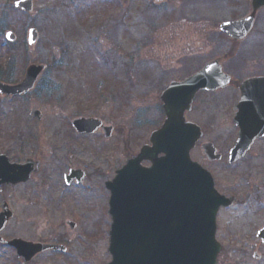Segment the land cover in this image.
Wrapping results in <instances>:
<instances>
[{
    "label": "rangeland",
    "instance_id": "rangeland-1",
    "mask_svg": "<svg viewBox=\"0 0 264 264\" xmlns=\"http://www.w3.org/2000/svg\"><path fill=\"white\" fill-rule=\"evenodd\" d=\"M16 1L0 0L2 66L9 65L12 54L16 57L8 69L16 82L23 80L30 65H44L47 71L26 98L0 95V153L12 162L30 157L43 163L44 169L32 183L31 198L37 201L44 195L41 205H49L51 213L40 224H32L37 219L30 213H21L19 222L11 223L1 236L34 239L30 237L34 232L45 230L52 236L67 234L70 254L42 257L31 264H108L112 218L106 183L114 180L110 175L124 166L128 156L134 158L162 125L165 117L159 97L172 79L196 72L230 50L225 43L208 47L207 32L217 30L219 22L247 13L251 0H164V4L154 0H35L29 15L14 9ZM258 25L262 32L258 41L264 50V10ZM31 28L40 34L32 52L21 45ZM7 31L18 37L13 52L5 42ZM243 48L250 61L254 49ZM148 61L157 74L146 80ZM227 69L233 74L238 71L234 66ZM204 103L202 98L190 119L208 126L210 138L219 144L222 136L231 133L226 123L228 107ZM35 111L43 114L41 123L33 117ZM75 118H98L114 128L113 135L110 139L103 135L73 138L68 124ZM261 148L255 151L257 159L251 157L245 165L231 169L218 163L207 165L217 189L241 200L220 214L218 241L223 251L219 264H264V246L256 240L264 227ZM194 156L203 162L200 151ZM76 167L85 173V182L65 185L64 175ZM247 194L252 195L248 202ZM67 219L78 222V231L65 228ZM255 252L260 259L254 257ZM0 264H23V260H18L14 249L0 246Z\"/></svg>",
    "mask_w": 264,
    "mask_h": 264
},
{
    "label": "water",
    "instance_id": "water-1",
    "mask_svg": "<svg viewBox=\"0 0 264 264\" xmlns=\"http://www.w3.org/2000/svg\"><path fill=\"white\" fill-rule=\"evenodd\" d=\"M33 1L20 0L15 3V8L31 13ZM252 8L253 14L249 19L224 24L222 31L232 33L240 25H244L243 34L250 30L257 11L264 8V0H253ZM7 39L15 42L16 36L8 33ZM37 41L38 32L32 29L28 44L33 47ZM44 70V66H30L21 84L10 87L0 83L1 94L27 95L35 89ZM228 83L229 79L222 73L221 67L212 63L184 83L173 84L161 96L166 113L163 127L152 134L151 146L144 147L137 158L129 161L117 173L115 180L108 184L112 193L110 213L113 217L109 248L112 262L109 264L218 263L222 246L216 240L217 216L221 207H228L235 200L221 196L215 189L211 174L192 162L190 153L202 137V132L198 126L186 122L185 113L191 111L193 99L199 91H216L225 88ZM255 87L254 81L245 84L244 105H252L250 99H253ZM246 110L253 122L254 116L261 115V125L254 126L252 121L242 124V133L232 151L231 162L242 157L253 141L264 135L263 112L254 108ZM34 116L41 119L40 112H35ZM72 126L79 133L92 134L102 128V122L78 119L73 121ZM104 130L106 137H110L112 128ZM203 149L210 161L220 160L212 145ZM144 161L152 163V167H143ZM28 171V165H10L8 158L0 156V185L16 183L18 178L26 180ZM11 217L8 211L0 214V232ZM258 238L264 244V229L258 233ZM0 243L16 248L18 257H23L25 264L41 253L66 252L63 246L33 244L23 240L5 242L0 238Z\"/></svg>",
    "mask_w": 264,
    "mask_h": 264
},
{
    "label": "flooded vegetation",
    "instance_id": "flooded-vegetation-1",
    "mask_svg": "<svg viewBox=\"0 0 264 264\" xmlns=\"http://www.w3.org/2000/svg\"><path fill=\"white\" fill-rule=\"evenodd\" d=\"M187 1H189V0H187ZM190 2H192V1H190ZM251 13H252V9L250 7L249 10L247 11V13L241 15L238 18H233L232 20H228V21L243 20L246 17L250 16ZM192 17H193V15H192ZM259 20H260V17H259V14H257L250 32L245 37H242V33H243L242 27L236 28L235 31L233 33H231V35H230V34L221 32L220 29L218 30V26L220 28V25L217 24V30L213 29V30L207 32L208 37H207L206 44L208 47H215V46H220V45L222 46L225 43L229 46V49H230L223 56L215 58L214 60H212V61H218L220 63V65L223 68L224 73L230 77V85L226 89L219 90V91L214 92V93H208V92H203V91L199 92L196 95L195 101L193 103L192 112L186 113V117H187L188 121L193 122L190 119V115L194 112V110H196L197 105L200 103V101H202V98H205L204 106L205 105L206 106H215L216 108H217V106H226V108L228 107L226 109V111L228 112V121L226 123L229 125L228 128H230L231 133L230 134L226 133L224 136H222L219 139L220 141L218 144L217 140L210 138V136H209L210 131H211L210 128L208 126H206V127L203 126L202 127V131H203V135H204L203 139H202V141H200L201 143L200 142L198 143L197 147L195 148V150L192 153L193 159L196 160L194 153L196 151H200V146L202 144L213 143L215 145L218 154L222 157V160L219 162L209 163L206 161L205 157L203 156L202 165H203V167H205L209 171H210V167H208L207 165L210 166V165L218 163V164H220V166H222L224 168L231 169L233 167H238L239 164L242 162V161L230 162V160H229L230 152H231L232 148L234 147V145H235V143H236V141L240 135V132H241L240 126H242V123L247 124V123H251V121H252V118H251L249 113H246V112L243 113L242 107H243V110L247 109V108H250V109L254 108L256 110L264 111V50L262 48L261 41H258V40H261V38H262V32H261L259 25H258ZM187 21H188V23H190L192 25L194 23V20H191L190 18ZM244 46H247V49H249L248 51H252V49H254V52H252V53H254V57L250 58V61H249L247 56H244V54L246 53V52L244 53L242 51L243 49H245V48H243ZM257 48H258V51L255 52L257 50ZM229 66H232V67L234 66V68L236 70L238 68L237 73L236 74L230 73L227 69ZM187 68H189V66L186 67V69ZM8 69H9L8 67H6L4 69L0 63V76L6 74L4 76V77H6V79L1 80V78H0V82L7 83L10 85L18 84V82L13 81L12 78H13L14 74H13V72L12 73L9 72ZM195 73L196 72L188 73V74H186V76H183V77H181L182 75H180V77L174 78L175 80L172 82H180V81L194 75ZM154 76H156V75H154ZM250 80H253L256 83V87L253 89L254 93L252 94L253 99H250V102L252 103V105H243V86L247 81H250ZM6 98H8V97H6ZM11 99L12 100L13 99L20 100L23 98L14 97ZM237 115L239 117V121H238V125L235 126L234 118ZM261 120H262V118H261ZM261 120H255V123H258V122L260 123ZM42 121H43V119L41 121H38V122L41 123ZM71 122H69V124L68 123L67 124L70 127V131L73 134L72 135L73 138H78V137L79 138H83V137L86 138V137H95V136H102L103 135L104 139H110V138L105 137L104 132L102 130L97 131V133H95L94 135L78 134L72 128ZM231 134H232V137H231ZM72 145L75 149L76 145L75 144H72ZM259 146H262V148L260 149V151L262 153H260V151H259V154L262 156V154L264 153V136L260 139H257L254 142L252 148L250 149L249 153L247 154V157H249V158H250V156L255 157V155H256L255 151ZM0 154H2V153H0ZM201 154L203 155L202 152H201ZM129 160H130V156H128V158L126 159V162H128ZM27 161H31V165H30L31 169H29V171H28L29 177L27 180H25V181L22 180L16 184H4L0 187V213L9 209L13 214V219L8 223L6 229H8V227L10 226L11 223L19 222V216L21 213H23V214L30 213V216L32 215V218L33 217L36 218L37 220L34 219L33 220L34 222L32 224H40L41 220L47 221L48 217L51 213L49 205L48 206L41 205L43 202V201L41 202V200H43L44 195L39 196L37 198V201L36 200L34 201L31 198L32 194L34 193L33 192L34 189L31 188L32 185L34 184L33 181L35 180L36 176L39 175L42 172V170L44 169L43 163L39 160H35L33 158H30V157L29 158L27 157L26 160H22L19 157L18 159H16V162L11 161V163L15 164V165H19L20 167H22V165H24ZM74 170H79V169L76 167V168H74ZM211 172H212V170H211ZM212 174H213V172H212ZM68 175H70V171L68 172V174L64 175V182H65V185H67V186H70L72 184H77V185L83 184L85 182V177H86L85 173L81 178L78 175H72V176L68 177V179H67L66 176H68ZM110 176H112L114 179L116 176V171H115V173L112 172V174ZM213 176H214V174H213ZM109 177H107L105 180L111 179ZM18 180L19 179H17V181ZM215 180H216V178H215ZM66 183H68V184H66ZM108 183H106V185ZM250 196L252 197L251 194H250ZM234 198H236L237 202L231 208L238 206L241 203L240 198H237V197H234ZM12 204L14 206H12ZM44 204H46V202H44ZM231 208H228V209H231ZM72 210H69L71 214H73V212H74ZM64 226H65V228L69 227V229L72 232L78 231V222H73V221L67 219V220H64ZM53 235L55 237L52 236L51 231L49 233V231L45 230L42 233L39 231L34 232V236L33 235L30 236L31 238H34V239H27V238H24L21 236L19 237L17 235H14L10 240L23 239V240H26V241H29V242H32L35 244H51V245L64 246L68 250L67 253H65V254H63L61 252L42 253L40 255H37L33 261L38 260L42 257H48V256H51L53 258L57 257V256L65 257L66 255L70 254L71 249L67 243L69 241L67 234L60 232L59 234H53ZM5 240H7V239H5Z\"/></svg>",
    "mask_w": 264,
    "mask_h": 264
}]
</instances>
